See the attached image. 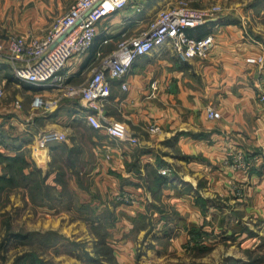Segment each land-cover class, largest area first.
I'll return each mask as SVG.
<instances>
[{"label": "crops", "instance_id": "obj_1", "mask_svg": "<svg viewBox=\"0 0 264 264\" xmlns=\"http://www.w3.org/2000/svg\"><path fill=\"white\" fill-rule=\"evenodd\" d=\"M75 1L0 0V36L42 37ZM214 3L223 11L189 30L196 37L214 35L207 57L184 59L164 45L137 59L123 79L127 90L121 80L113 81L100 117L138 137V144L94 128L85 102L62 91H45L56 104L34 107L41 91L16 80L11 64L0 60V178L17 182L14 169L24 161L23 172L42 170L43 185L53 187L60 203L66 197L63 185L69 183L83 203L99 207L97 214L114 216L108 242L119 264L201 263L206 257L197 253L233 235L246 239L264 225V101L259 97L264 78L258 65L246 61L262 52L258 41L264 35L253 27L242 2L204 0L201 5ZM177 4L133 0L99 24L89 53L72 58L62 74L70 83L86 80L98 51L112 52L119 41L148 28L160 11ZM259 4L252 2L249 10ZM154 81L159 85L155 95ZM208 106L220 110L221 118H209ZM151 123L161 132L151 133ZM48 130L65 132L68 140L40 145ZM86 137L92 157L81 155L79 139ZM238 151L257 160L236 169L229 154ZM164 168L170 173L163 174ZM18 183L13 190L21 194L11 198L52 212L51 201L34 203L27 183ZM124 194L133 200H120Z\"/></svg>", "mask_w": 264, "mask_h": 264}, {"label": "built area", "instance_id": "obj_2", "mask_svg": "<svg viewBox=\"0 0 264 264\" xmlns=\"http://www.w3.org/2000/svg\"><path fill=\"white\" fill-rule=\"evenodd\" d=\"M133 0H76L65 14L48 28L42 37H28L13 34L7 40L0 36V60L11 64L16 80L33 85L41 92L36 93L34 107H51L56 100H50L45 91H62L63 96L82 99L89 109L88 122L96 129H106L114 139L138 144L139 138L131 135L119 124L104 122L100 114L112 95V83L121 80L124 90L129 85L123 79L131 71L137 59L164 45L171 46L184 59L207 57L215 45L213 34L193 36L190 29L206 24L223 11L219 4L202 6L204 0H178L176 6L164 9L153 19L148 28L138 34L119 41L110 53L98 51L92 74L84 82L70 83L62 71L74 57L89 53L98 34L99 24L114 13L124 10ZM107 41V40H106ZM262 52L258 56H247L246 61L258 65L264 78V39L258 41ZM153 95L159 88L158 82L152 83ZM4 90L0 88V96ZM264 101V91L260 93ZM211 119H219L222 112L213 106L207 107ZM151 133L161 132L157 123L149 124ZM68 135L57 130L44 131L39 143L65 142ZM236 169H247L257 160L244 151L229 154ZM163 174L170 170L164 168ZM120 200L130 202V195H121Z\"/></svg>", "mask_w": 264, "mask_h": 264}, {"label": "rangeland", "instance_id": "obj_3", "mask_svg": "<svg viewBox=\"0 0 264 264\" xmlns=\"http://www.w3.org/2000/svg\"><path fill=\"white\" fill-rule=\"evenodd\" d=\"M226 1L229 5L234 3V0ZM258 1L259 6L249 10L252 2L255 4ZM235 2L247 6L244 12L250 17L256 31L264 35V0ZM86 138L79 139V147H83L81 155L92 157L91 141L89 137ZM70 162L71 168L74 162ZM81 162L83 165L87 163L85 159ZM13 191L16 193H11ZM3 192L0 193V264H29V254L33 257L37 255L35 257L43 261L36 264H119L107 240L108 228L114 222V216L97 214L99 207L91 206V202L83 203L69 183L64 191L65 201L60 203L58 199H53L50 213L15 196L11 198L13 194H21L18 189L9 188ZM53 196L58 197V194L54 192ZM111 204L114 206V202ZM263 227L262 224L257 232L246 239L241 240L233 235L222 241V245L205 249L203 253L196 252L205 255L206 260L191 264H264ZM20 233L26 237L16 238L15 235Z\"/></svg>", "mask_w": 264, "mask_h": 264}, {"label": "trees", "instance_id": "obj_4", "mask_svg": "<svg viewBox=\"0 0 264 264\" xmlns=\"http://www.w3.org/2000/svg\"><path fill=\"white\" fill-rule=\"evenodd\" d=\"M25 165H26V162L22 161V162H20L17 169H14L16 176H17V178L15 180L17 182H13V180L11 178H9V179L0 178V193L5 191L6 189H9V188L13 189V188H16L17 186H20L18 181H20V179H21L23 182L27 183L25 185L27 186L28 190L30 191L31 199L34 203L42 204L45 201L47 202V201H52L53 199H57V197L53 196V194L55 192L53 187L52 186L48 187L47 185L46 186L43 185L44 178H43V176H41L42 170H40L38 167H36L35 170L31 174L27 175L23 172ZM158 182L159 183L163 182V177L162 178L159 177ZM63 186H64V191L67 190L68 186H66L65 184ZM91 206H93V205H91ZM108 234H109V232H108ZM15 237L24 239L26 237V235H23L22 233H20V234H16ZM112 249H113V247H111V250ZM113 251H114V249H113ZM29 255L31 257V259H30L31 263H29V264H36L35 262H37V261L43 262L38 257H35L37 255H35L34 257L32 254H29Z\"/></svg>", "mask_w": 264, "mask_h": 264}]
</instances>
